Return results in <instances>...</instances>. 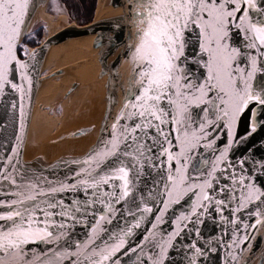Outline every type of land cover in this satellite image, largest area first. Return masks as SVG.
I'll list each match as a JSON object with an SVG mask.
<instances>
[{
  "label": "snow or ice",
  "instance_id": "obj_1",
  "mask_svg": "<svg viewBox=\"0 0 264 264\" xmlns=\"http://www.w3.org/2000/svg\"><path fill=\"white\" fill-rule=\"evenodd\" d=\"M35 2L0 0V97L9 89L24 91L28 65L18 58L17 50ZM140 3L143 9L134 14L141 27L125 103L109 139L84 161L87 167L59 187L51 186V181L41 186L39 182L17 183L24 179L16 171L18 161L13 163L18 148L11 156L0 157V181L16 189L6 194L14 197L10 202L0 199V208L9 209L6 215L0 214V264H33L30 244H58L70 224L81 219L88 222L89 217L94 223L86 244L78 245L76 252L50 248L35 264H113L117 253L125 250L126 254L128 237L147 215L155 216L157 222L148 221L147 243L132 249L142 253L140 264H166L168 251L184 232L192 235L185 246L188 264H198V258L209 251L199 243L200 226L213 213L221 224L234 225L237 233L243 223L240 214L245 212L259 217L255 223L244 224L245 230L264 226V188L250 179L246 160L241 159L239 165L226 160L234 141L215 155L213 139L221 131L231 134L237 118L246 112L251 114L250 131L243 139L251 137L258 126L264 128V79L257 81L258 74L264 77V0ZM234 31L242 33L244 47L233 45ZM17 68L20 84L13 79ZM11 107L23 111L22 103L13 102ZM205 150L215 159H208ZM67 192L84 198H58ZM193 197L195 202L176 217L175 229L170 234L158 233L162 225L171 223L168 213ZM250 208L258 211L253 214ZM226 210L235 219L226 217ZM124 213L134 223L126 220L120 243L111 251L98 247L101 233H108L105 225ZM249 240L247 234L242 239L237 235L225 247L235 249ZM231 255L234 261L238 259L235 252ZM261 261L264 264V256Z\"/></svg>",
  "mask_w": 264,
  "mask_h": 264
},
{
  "label": "water",
  "instance_id": "obj_2",
  "mask_svg": "<svg viewBox=\"0 0 264 264\" xmlns=\"http://www.w3.org/2000/svg\"><path fill=\"white\" fill-rule=\"evenodd\" d=\"M47 0H36L34 6L30 11L29 18L27 20V27L25 29V36L30 30L33 23L34 13L38 7L45 6ZM104 7L107 12V16L96 22H92L93 18L78 26L89 29V36H91L89 47L94 51V63L96 64L97 76L103 79L101 84V101L103 104V114L99 122L100 130L98 132L97 139L90 144L86 152L78 157L71 163L56 168L38 171L34 173H28L27 171L17 168L19 175L23 176V180H17V183H37L41 186L45 181L53 182L51 186L59 187L60 183L68 181L75 172H79L82 167H87L84 161L88 160L95 151H99L103 145V142L109 139V133L112 131V124L115 121L116 116L121 112V108L125 103V94L129 88V80L133 75V64L131 62L132 52L135 45L138 42L137 36L139 25V17L134 13L143 9V5L140 0H105ZM24 36V37H25ZM57 34H54L48 38L45 37L43 41L37 46L34 52L24 54L23 57L17 56L20 60L25 62L28 67L25 70L27 79L23 81V93L19 91H12L9 89L7 94L0 97V157L6 158L13 154V149H20V141L22 134V125L24 120V113L27 104V97L29 92V81L33 73V67L31 62L39 55H41L46 49L55 44L58 39ZM21 38V41L24 39ZM233 45H239L244 47V40L242 33L233 32L232 34ZM195 45L189 49L191 53L195 49ZM193 71H196V66L192 65ZM90 66L88 62L86 66L79 65L77 67H68L64 71V74L68 77H72V80L68 88L63 92L64 96L69 94L79 83L78 76H81L82 71H88ZM21 70L19 68L13 73V79L16 83H21ZM264 79V77L257 75V81ZM133 83H135L133 81ZM22 97V99H21ZM16 102L18 105L22 103L23 111L20 108L12 109L11 105ZM250 113H244L235 121L231 134L224 131L216 133L213 139L216 141L214 148L216 150L215 155H219L227 146L230 140L234 141L231 148L228 151L226 160L230 163L239 165L241 159L247 161L245 171L251 170L250 179L259 187L264 188V128L258 126V130L249 138L243 139L250 131ZM261 119H264L262 117ZM226 123V122H225ZM242 142H239L241 141ZM99 141V144H98ZM204 155L208 159H215L214 155L209 154L208 150H205ZM19 159V155L13 160L16 163ZM222 167V166H221ZM14 187H9L8 183L0 181V199L10 202L14 197L10 194L15 191ZM42 190H48L43 188ZM31 194V193H29ZM63 197L65 201H71L73 199H83L78 192L60 193L58 198ZM195 202V197L191 201L184 203L180 207L174 208L170 211L166 217L171 223H165L161 226L159 231L165 233H171L175 229L176 217L187 209L191 203ZM157 207L162 205L157 204ZM143 207V205H141ZM235 207V205H233ZM9 209L0 208V214L6 215ZM135 211V209H133ZM256 208H250L249 212L256 213ZM160 213H156L159 215ZM240 224V233L235 231V226L230 223L221 224L220 217L213 213L212 216L205 218V223L200 226L202 237L199 243L209 248L206 255L198 258V264H262L261 257L264 256V226H258L255 231L252 229H244V224L255 223V219L259 217L255 215H249L248 212L242 213ZM225 216L230 219H235L228 210L225 211ZM127 220V214L124 213L113 220L111 224H106L108 229L107 235H103V240L99 241L98 247H107L109 251L117 244L120 243V237H122V230L124 229ZM156 223L155 216L147 215L145 221L142 222L139 229H134L131 236L128 237L126 242V254L125 250L116 254V260L113 264H140V257L142 253L137 250L132 251L137 245L141 243H147L144 241L145 236L150 235L151 224L148 222ZM128 223H134V221L127 220ZM91 217L88 218V222L81 219V222L76 224H70V227L66 230L67 236L62 237L58 244H45V243H33L28 246V249L34 254L32 257L33 264H35L36 258L42 253L47 252L50 248L55 250L59 247L61 252H76L77 246L86 244L89 238L92 236L93 224ZM247 234L251 236L245 245L233 249L231 247H225V245H231L233 237L239 235L242 239ZM115 237V239H110ZM167 238V237H166ZM215 238L218 243L210 244ZM192 240V235L189 232H184L181 238L175 242V247L170 249L166 256V264H188L187 257L190 255L185 251V246ZM235 252L238 256L237 260H233L231 253ZM147 254L146 249L143 253ZM71 264V262H69Z\"/></svg>",
  "mask_w": 264,
  "mask_h": 264
},
{
  "label": "bare ground",
  "instance_id": "obj_3",
  "mask_svg": "<svg viewBox=\"0 0 264 264\" xmlns=\"http://www.w3.org/2000/svg\"><path fill=\"white\" fill-rule=\"evenodd\" d=\"M104 2L96 0L92 22L111 13L106 11ZM44 8L35 10L33 22L47 21V38L57 34L59 40L31 62L33 73L18 159L19 168L28 173L67 165L82 156L97 139L103 114V79L97 76L94 51L89 47L90 30L65 16L51 22ZM36 48L28 47L27 53ZM87 62L90 69L81 72L78 85L64 96L72 80L64 74L66 68L86 66ZM55 110H59V114Z\"/></svg>",
  "mask_w": 264,
  "mask_h": 264
},
{
  "label": "flooded vegetation",
  "instance_id": "obj_4",
  "mask_svg": "<svg viewBox=\"0 0 264 264\" xmlns=\"http://www.w3.org/2000/svg\"><path fill=\"white\" fill-rule=\"evenodd\" d=\"M95 6L96 0H48L44 10L53 21L60 16H65L72 22L81 24L91 20ZM31 25L27 34L28 36L26 35L22 42H20L21 47L17 50L21 58L24 54H27L29 45H34L39 42V39L44 33V29L47 28L44 27L43 21H37Z\"/></svg>",
  "mask_w": 264,
  "mask_h": 264
},
{
  "label": "rangeland",
  "instance_id": "obj_5",
  "mask_svg": "<svg viewBox=\"0 0 264 264\" xmlns=\"http://www.w3.org/2000/svg\"><path fill=\"white\" fill-rule=\"evenodd\" d=\"M93 18V14H92V17H91V19ZM39 21H43V20H41V19H39L38 20V22ZM53 20H52V18H51V22H52ZM55 21V20H54ZM44 22V27H47L46 29H44V33L42 34V36H41V38L39 39V42H37V43H35L34 45H29L28 47H37L39 44H40V42L41 41H43L44 39H45V37L47 38V32H48V22L47 21H43ZM34 23V22H33ZM87 23V22H86ZM82 24V23H81ZM32 26V25H31ZM31 28V27H30ZM28 36V35H27ZM26 53V52H25ZM55 113H58L59 114V110H55L54 111ZM57 114V115H58ZM56 115V114H55Z\"/></svg>",
  "mask_w": 264,
  "mask_h": 264
}]
</instances>
